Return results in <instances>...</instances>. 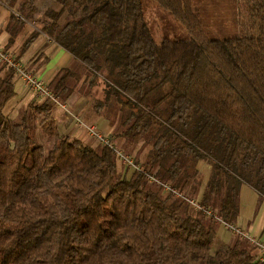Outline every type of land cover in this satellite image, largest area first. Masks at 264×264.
I'll return each mask as SVG.
<instances>
[{
  "label": "trees",
  "instance_id": "obj_1",
  "mask_svg": "<svg viewBox=\"0 0 264 264\" xmlns=\"http://www.w3.org/2000/svg\"><path fill=\"white\" fill-rule=\"evenodd\" d=\"M40 1L0 0L9 43L47 20L41 33L84 70H60L54 98L77 93L108 120L119 109L113 138L151 150L130 176L114 149L60 133L51 99L5 115L19 76L0 62V264H264L241 237L215 251L222 223L207 214L237 225L244 185L264 200V0H233L228 34L192 0H155L189 33L159 41L144 0Z\"/></svg>",
  "mask_w": 264,
  "mask_h": 264
},
{
  "label": "crops",
  "instance_id": "obj_2",
  "mask_svg": "<svg viewBox=\"0 0 264 264\" xmlns=\"http://www.w3.org/2000/svg\"><path fill=\"white\" fill-rule=\"evenodd\" d=\"M0 5H3L4 7L1 8L2 11L0 12V46L2 48L7 46L15 54L19 55L21 54V52H23V57H25L24 55H28L24 64H26L29 69H32L34 73H36L40 78H42L47 84L51 83V81L55 78V76L60 70L70 67L78 68L79 64H77L72 55L63 48H60L52 39L42 34L41 29H38L37 25L34 26L36 23H32L31 27L29 26L30 30L28 32L24 31L18 34L15 38V41L10 44L9 41L11 38V34L8 31V26L11 21V10L2 2H0ZM33 30L38 31L41 34H39V36L34 39V41L31 43V45L27 47L25 51H22L25 40H27ZM41 37L42 41L39 42L38 39L40 40ZM41 56H43L42 59H40ZM44 58L48 59V61L47 63L42 64ZM15 82L16 96L9 102V104L4 109V114L10 116L12 119L17 118L19 112L22 109L27 108L30 104L42 102V99H40L32 91L26 89L23 86V82L19 77L16 78ZM62 105H66V110L56 105L53 111L54 119L58 124L60 133L66 134L65 132H63L62 128L68 127L73 121L77 122V120L80 118L83 119L87 124L96 126L99 131L106 133L109 138L112 139L113 137H115V130L112 128L111 125H109L106 119H103L104 117L101 113L92 109V103L89 102V100H87L85 97H82L76 93L72 95V97L66 104ZM101 119L105 122L103 121V123H100ZM83 130L84 129L76 128L73 131L71 138L82 140L80 139L79 135ZM37 134H41L40 130H38ZM90 138L93 140L91 142L96 144L99 143L91 136ZM52 143L53 141H51V143H48V147L51 146ZM201 164L202 163H200L199 168ZM122 166L125 168V170L127 169V167L123 164ZM244 187L250 186H242L241 196L244 194ZM258 201H261L260 197L258 198ZM237 226H240V228L250 234L251 238L264 242V215L262 219L259 220L258 225H256V218H253L250 219L248 222L238 221ZM232 236L233 237L230 242H225V239L220 238L219 235H217V238L214 243L215 250H219V248L223 245L232 244L237 237L234 234Z\"/></svg>",
  "mask_w": 264,
  "mask_h": 264
},
{
  "label": "rangeland",
  "instance_id": "obj_3",
  "mask_svg": "<svg viewBox=\"0 0 264 264\" xmlns=\"http://www.w3.org/2000/svg\"><path fill=\"white\" fill-rule=\"evenodd\" d=\"M41 2L42 0L40 3ZM46 2L48 5L53 4L50 0H47ZM144 4L146 21L158 41L163 37H183L189 34L186 28L175 18V16L168 10L164 9L158 2L155 0H144ZM191 6L193 13L197 15L198 19H202L203 22L209 25V30L219 31L221 34H228L236 29V23L233 19V0H192ZM1 8H4L3 5H0V12L2 11ZM34 23H36L34 26L37 25L38 29H42V26L47 23V20ZM26 29L29 30V28ZM38 41H42V37L40 40L38 39ZM24 56L25 57L22 58V61L25 63L28 55ZM80 69L82 68L79 64L77 70L80 71ZM104 115L109 118V120H106L116 133L120 134L123 132L124 126L119 122L121 116L119 109L109 110L108 115L106 113ZM103 119H105V117ZM103 121L104 120L101 119L100 123H103ZM76 128L79 129L77 122L73 121L68 127L62 129L63 132L71 136ZM79 137L86 143L93 141L86 130H83ZM111 142L118 150L123 151L126 155L131 156L135 160H146L149 151L151 150V146L146 145L144 141L135 143L127 142L124 140V137L112 138ZM119 165L121 166L120 162ZM205 165V163H202L200 166L203 175L202 191L204 190L211 173L210 167L208 165L205 167ZM135 171L136 169L133 168L130 170L129 175L131 176ZM244 188V194L241 196L242 209L238 221L248 222L250 219L256 218V225H258L259 220L262 219L264 215V200L258 201L259 197L257 193L250 187ZM219 228V237L225 239V242H230L233 237V232L228 229L225 224L219 225ZM254 254H259L258 250H255Z\"/></svg>",
  "mask_w": 264,
  "mask_h": 264
},
{
  "label": "built area",
  "instance_id": "obj_4",
  "mask_svg": "<svg viewBox=\"0 0 264 264\" xmlns=\"http://www.w3.org/2000/svg\"><path fill=\"white\" fill-rule=\"evenodd\" d=\"M0 62L5 64V65L10 66L15 71V73L22 80L23 86L26 89L32 91L40 99H51V100H53L56 105L60 106L64 110H66V105L60 104L54 98V95L51 92L48 84L42 78H40L36 73L31 71L26 64L17 60L12 55L7 54L1 46H0ZM77 124H78V127L80 129L86 130L92 138H94L95 140L100 142L102 145H104L105 147H110V148L114 149L118 160L124 166H126L128 169L135 168L136 171H139V172L144 171L143 166L140 164H137L135 159H133L131 156L126 155L123 151L118 150L111 143V140L106 133L99 131L96 126L89 125L80 118L77 120ZM150 180L158 182L157 180H155L153 178H151ZM165 189L167 192H172L176 196H180V194L178 192L173 190L168 185L165 186ZM190 202L192 205H194L196 207L197 210L201 209V207L198 204H196L195 201H190ZM207 214H208V216L213 217L217 222H221L222 224H225L228 227V229H230L233 232V234L235 236L241 237L242 239L249 240L254 246L257 247V250L259 251V258L261 260H264V242L251 238L250 234L245 232L242 228H240L234 224L225 223L220 217L213 214L212 212H208Z\"/></svg>",
  "mask_w": 264,
  "mask_h": 264
}]
</instances>
